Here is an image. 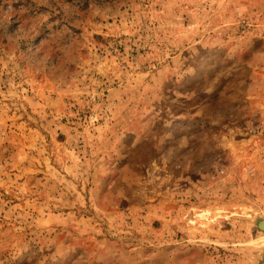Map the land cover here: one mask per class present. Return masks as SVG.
<instances>
[{
  "label": "rangeland",
  "instance_id": "1",
  "mask_svg": "<svg viewBox=\"0 0 264 264\" xmlns=\"http://www.w3.org/2000/svg\"><path fill=\"white\" fill-rule=\"evenodd\" d=\"M262 109L264 0H0V264H257Z\"/></svg>",
  "mask_w": 264,
  "mask_h": 264
},
{
  "label": "built area",
  "instance_id": "2",
  "mask_svg": "<svg viewBox=\"0 0 264 264\" xmlns=\"http://www.w3.org/2000/svg\"><path fill=\"white\" fill-rule=\"evenodd\" d=\"M246 134L254 142L257 152L264 162V109L260 110L253 118Z\"/></svg>",
  "mask_w": 264,
  "mask_h": 264
},
{
  "label": "water",
  "instance_id": "3",
  "mask_svg": "<svg viewBox=\"0 0 264 264\" xmlns=\"http://www.w3.org/2000/svg\"><path fill=\"white\" fill-rule=\"evenodd\" d=\"M254 223L255 227L253 228L264 234V214L262 216H257ZM257 264H264V256Z\"/></svg>",
  "mask_w": 264,
  "mask_h": 264
},
{
  "label": "crops",
  "instance_id": "4",
  "mask_svg": "<svg viewBox=\"0 0 264 264\" xmlns=\"http://www.w3.org/2000/svg\"><path fill=\"white\" fill-rule=\"evenodd\" d=\"M256 240H257L258 242H261V241H262V238L257 237ZM263 244H264V243H263ZM261 248H262V247L257 246V249L255 248V252H257V253L260 252ZM149 264H150V263H149ZM163 264H164V263H163ZM166 264H167V263H166Z\"/></svg>",
  "mask_w": 264,
  "mask_h": 264
}]
</instances>
